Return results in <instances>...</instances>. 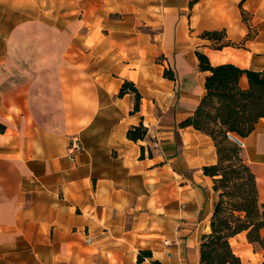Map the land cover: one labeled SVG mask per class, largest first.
Wrapping results in <instances>:
<instances>
[{
    "label": "crops",
    "instance_id": "1",
    "mask_svg": "<svg viewBox=\"0 0 264 264\" xmlns=\"http://www.w3.org/2000/svg\"><path fill=\"white\" fill-rule=\"evenodd\" d=\"M189 1L0 0V264H199L217 198L202 166L217 156L179 125L205 93L195 52L264 69V18L250 49L198 34L242 39V9L264 15V0ZM242 138L264 203V118ZM229 242L241 264H264L246 231Z\"/></svg>",
    "mask_w": 264,
    "mask_h": 264
},
{
    "label": "trees",
    "instance_id": "2",
    "mask_svg": "<svg viewBox=\"0 0 264 264\" xmlns=\"http://www.w3.org/2000/svg\"><path fill=\"white\" fill-rule=\"evenodd\" d=\"M196 0H190L192 5ZM243 1V0H241ZM244 12L242 9L241 14ZM224 29L204 30L203 38L219 41ZM229 45L222 43L219 47ZM198 68L206 72L204 77L205 93L193 113L179 125H191L209 135L215 146L216 162L202 166L203 173L212 178V188L217 193L209 222V231L200 235L199 264H241L230 245L229 238L246 231L249 242L257 244L264 251V203L258 199L256 179L249 164L243 158L241 149L227 137L234 133L246 136L258 121L264 118V69L242 68L232 62L211 64L208 56L196 51ZM245 75L247 87H241L239 79ZM164 76L173 77L164 71ZM135 92L134 110L138 109L140 94L132 81L125 80L118 92ZM146 128L140 123L131 125L127 130L128 138H143ZM151 256L149 250H140L142 256ZM154 264H161L158 260Z\"/></svg>",
    "mask_w": 264,
    "mask_h": 264
},
{
    "label": "rangeland",
    "instance_id": "3",
    "mask_svg": "<svg viewBox=\"0 0 264 264\" xmlns=\"http://www.w3.org/2000/svg\"><path fill=\"white\" fill-rule=\"evenodd\" d=\"M241 18H242V21L244 23L247 24L248 26V31L247 33L245 34V36L242 38V39H239V40H234V41H230V40H227L226 39V32H224L222 34V36L220 37V40L219 41H212L210 43V46L212 47H219L222 43L224 42H229V45L234 47V48H244V49H250L249 46H246L245 43L247 40H251L254 38L255 34L257 33V30H258V24L259 22L262 20V18H264V15H262V13L259 11V12H256V13H253V12H248V11H244L242 14H241ZM202 32H199V36L201 35ZM264 54V53H262Z\"/></svg>",
    "mask_w": 264,
    "mask_h": 264
},
{
    "label": "built area",
    "instance_id": "4",
    "mask_svg": "<svg viewBox=\"0 0 264 264\" xmlns=\"http://www.w3.org/2000/svg\"><path fill=\"white\" fill-rule=\"evenodd\" d=\"M227 137L233 141L240 149L244 148L245 143L242 137L234 134V133H227ZM68 153L71 158L74 157L75 153L80 151L81 143L77 136H71L68 142Z\"/></svg>",
    "mask_w": 264,
    "mask_h": 264
}]
</instances>
